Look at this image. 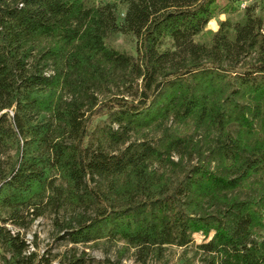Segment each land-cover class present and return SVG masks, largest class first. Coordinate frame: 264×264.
<instances>
[{"label":"trees","instance_id":"obj_1","mask_svg":"<svg viewBox=\"0 0 264 264\" xmlns=\"http://www.w3.org/2000/svg\"><path fill=\"white\" fill-rule=\"evenodd\" d=\"M237 3L0 0V264H42L6 224L66 207L82 210L61 235L73 244L123 240L145 261L213 233L207 264H264V10L196 40Z\"/></svg>","mask_w":264,"mask_h":264},{"label":"rangeland","instance_id":"obj_2","mask_svg":"<svg viewBox=\"0 0 264 264\" xmlns=\"http://www.w3.org/2000/svg\"><path fill=\"white\" fill-rule=\"evenodd\" d=\"M220 4L221 7H223L226 2L220 1ZM244 4L246 5L244 6ZM252 4H257V12L264 10V0H239L236 11L227 13L221 10L218 12L208 23L205 33L202 36L196 37V40L209 41L212 38V34L219 29L221 21L230 19L233 22H236L241 20L244 15L245 8ZM109 41L115 48L137 57L138 43L135 37L115 34L109 38ZM103 96L104 95L102 94L99 97L103 98ZM104 110L105 109H102V112H104ZM106 117L107 116L103 115L96 118L91 127L95 128L99 123L104 121ZM171 123L172 122L168 125H171ZM180 128L184 134H193L196 138L198 137L197 133L194 132L193 125H181ZM161 131L162 130L158 128H153L133 133L131 140L149 137L153 142H155V140H157L162 134ZM172 158L177 161L179 159V155L173 154ZM196 161L197 158L194 156L186 155L183 163L189 164L190 162L195 163ZM159 170L160 172H163L168 170V168L164 169L161 167ZM169 172L172 171L169 170ZM252 185V189L249 186H245L241 190H238L237 193L242 197L248 196L254 192L256 187V185ZM81 211L82 210L77 211L70 207H66L58 212L46 209L44 213L34 219L27 228H20L12 223H7L6 226L14 233L20 232L21 236L29 243L30 250L37 254L38 259L36 262L42 260V264H59V261L62 258H64L67 254L70 255L71 253L85 257L87 264H207V261H205L206 255L203 254L202 251L198 250V244L208 241L212 237L213 233L209 236V238H206L204 234L196 233L194 234V243L190 246L179 247L171 245L166 247V250L161 258L150 256L145 261H138L136 259L135 250L128 248L123 240L102 239L89 243L73 244L67 239H62L61 235L64 233V229L67 225L66 222H75L76 214ZM31 217L32 216H30L29 219Z\"/></svg>","mask_w":264,"mask_h":264},{"label":"built area","instance_id":"obj_3","mask_svg":"<svg viewBox=\"0 0 264 264\" xmlns=\"http://www.w3.org/2000/svg\"><path fill=\"white\" fill-rule=\"evenodd\" d=\"M246 4H244V6H245Z\"/></svg>","mask_w":264,"mask_h":264}]
</instances>
